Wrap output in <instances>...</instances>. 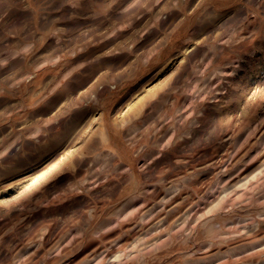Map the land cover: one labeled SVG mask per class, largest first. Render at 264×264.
<instances>
[{
	"label": "rangeland",
	"instance_id": "1",
	"mask_svg": "<svg viewBox=\"0 0 264 264\" xmlns=\"http://www.w3.org/2000/svg\"><path fill=\"white\" fill-rule=\"evenodd\" d=\"M0 59V264H264V0H0Z\"/></svg>",
	"mask_w": 264,
	"mask_h": 264
},
{
	"label": "clouds",
	"instance_id": "2",
	"mask_svg": "<svg viewBox=\"0 0 264 264\" xmlns=\"http://www.w3.org/2000/svg\"><path fill=\"white\" fill-rule=\"evenodd\" d=\"M198 43H204V41L201 40V41H198ZM30 48H31V45H27V46H25V47L22 49V51L25 52V53H27V52L30 50ZM6 64H7V61H6V60L0 59V67L5 66ZM181 64H182V65L184 64V61H183V60L181 61ZM173 75L175 76L176 73H173ZM201 75H202V74H201ZM199 91H203V90H198V91H197V96H198V98H197V100H195V101L193 102V105H191V107H193L194 109L197 108L199 105L203 104L204 101L209 100V99L211 98V97H210V93H211L213 90H212V89H209L208 91L204 92V95H203V96H200V95H199ZM171 143H172V141L169 140V141H168L165 145H163L162 147H165V148H166V147H170V146H171ZM122 259L124 260V264H127L126 259H124V258L122 257V255L118 254V255H116V256L114 257V261H115V262L122 261ZM114 261H101V262H99V264H114Z\"/></svg>",
	"mask_w": 264,
	"mask_h": 264
}]
</instances>
